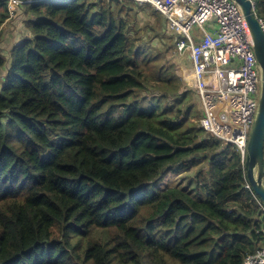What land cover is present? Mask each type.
<instances>
[{
    "label": "trees",
    "instance_id": "trees-1",
    "mask_svg": "<svg viewBox=\"0 0 264 264\" xmlns=\"http://www.w3.org/2000/svg\"><path fill=\"white\" fill-rule=\"evenodd\" d=\"M14 4L27 33L0 50V264H243L257 251L264 218L241 154L201 126L164 44L139 43L133 1ZM164 17L148 25L168 37Z\"/></svg>",
    "mask_w": 264,
    "mask_h": 264
},
{
    "label": "built area",
    "instance_id": "built-area-1",
    "mask_svg": "<svg viewBox=\"0 0 264 264\" xmlns=\"http://www.w3.org/2000/svg\"><path fill=\"white\" fill-rule=\"evenodd\" d=\"M131 1L152 5L169 20L170 28L182 35L178 48L189 53L193 65L190 86L202 102L200 124L223 144H235L245 167L262 79L241 7L233 0ZM245 187L253 193L264 218V204L248 179ZM260 230L264 236V225ZM243 264H264V241L257 251L245 256Z\"/></svg>",
    "mask_w": 264,
    "mask_h": 264
},
{
    "label": "rangeland",
    "instance_id": "rangeland-1",
    "mask_svg": "<svg viewBox=\"0 0 264 264\" xmlns=\"http://www.w3.org/2000/svg\"><path fill=\"white\" fill-rule=\"evenodd\" d=\"M93 1V0H91ZM20 2V1H19ZM16 3V2H15ZM21 3V2H20ZM18 3V4H20ZM28 4V3H26ZM133 5L137 6L136 10L138 12L137 19L135 18L132 20V29L133 31H136L138 28L140 29V33H138L139 43H145L149 45H153L155 51H158L157 49L163 50V44H164V52L162 54L163 62L166 64L171 65V67H175L178 74L182 77L184 80V84L187 86L185 91H190L192 93V99L194 101V111L200 113L199 118L203 116V110H202V104L200 103V97L197 93V90L190 86L191 84V70H192V62L189 58V53L184 52L181 53V51L178 48L179 40L177 39L178 35L172 31V29L169 28L168 24L164 25L165 31L167 33L168 37H161L159 35V31H154L149 28V22L157 21L158 18L164 17L160 12H158L152 5L150 4H140L138 2L133 1ZM15 4L12 1L10 3V10H9V17L8 19L0 26V32L2 34L1 37V43H0V50L2 53L6 54L7 56L10 55V50L18 44L22 38L27 33V28L25 24L26 19V12L24 7L21 5L17 9L14 10ZM93 11H97L98 9H93ZM151 13H155V15H152ZM28 18V14H27ZM165 18V17H164ZM187 41V40H186ZM174 46V49L172 48ZM175 70V71H176ZM175 75H177V72L172 70ZM183 73H185L183 75ZM184 86V85H183ZM200 121V120H199Z\"/></svg>",
    "mask_w": 264,
    "mask_h": 264
},
{
    "label": "water",
    "instance_id": "water-1",
    "mask_svg": "<svg viewBox=\"0 0 264 264\" xmlns=\"http://www.w3.org/2000/svg\"><path fill=\"white\" fill-rule=\"evenodd\" d=\"M31 3L41 0H14ZM242 9L254 42V51L261 68V91L258 109L251 125L245 169L254 193L264 204V24L254 0H233Z\"/></svg>",
    "mask_w": 264,
    "mask_h": 264
},
{
    "label": "crops",
    "instance_id": "crops-1",
    "mask_svg": "<svg viewBox=\"0 0 264 264\" xmlns=\"http://www.w3.org/2000/svg\"><path fill=\"white\" fill-rule=\"evenodd\" d=\"M190 58V57H189ZM185 73H183V75H184ZM183 80V79H182ZM200 103L202 104V102H201V100H200Z\"/></svg>",
    "mask_w": 264,
    "mask_h": 264
},
{
    "label": "clouds",
    "instance_id": "clouds-1",
    "mask_svg": "<svg viewBox=\"0 0 264 264\" xmlns=\"http://www.w3.org/2000/svg\"><path fill=\"white\" fill-rule=\"evenodd\" d=\"M19 2V1H18ZM20 3V2H19ZM32 3V2H31ZM258 197V196H257ZM259 198V197H258ZM261 201V200H260ZM262 202V201H261Z\"/></svg>",
    "mask_w": 264,
    "mask_h": 264
}]
</instances>
